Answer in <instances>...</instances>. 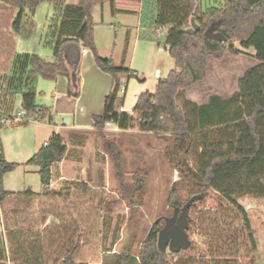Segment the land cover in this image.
<instances>
[{
  "label": "trees",
  "instance_id": "obj_1",
  "mask_svg": "<svg viewBox=\"0 0 264 264\" xmlns=\"http://www.w3.org/2000/svg\"><path fill=\"white\" fill-rule=\"evenodd\" d=\"M59 1L0 0V75L12 73L0 77V93H6L8 97L11 92L25 87L27 91L22 95L25 116L40 119L48 108L36 102L35 78L55 80L59 74H65L72 83L71 69L65 59L66 48L75 44L90 49L98 66L111 74L114 82L106 96L103 114L93 117L96 128L101 131L107 121L113 120L122 129L138 125L142 131L170 135L175 145L168 153L172 165L183 176L198 181L199 192L214 190L238 210L255 247L248 213L238 200L245 196H264V0H224L222 5L209 10H202L196 0H153L156 10L153 22L157 29L166 27L162 30L163 42L175 59V68L166 78L159 79L154 92L147 91L138 96L132 113L121 111L118 106L119 75L129 69L116 65L111 57L100 55L94 40V6L106 1L114 5L116 0H80L61 5L58 10L60 21L52 26L53 61L37 54L15 55V34L23 28L26 10H33L43 2ZM192 17L199 26L195 32L188 31L192 27ZM154 33L157 31H151ZM236 41L243 48L254 47V57L260 61L240 79L238 91L228 98L211 95L203 104L185 99L180 105L177 102L179 94L205 78L209 58L221 61L227 54H241L235 47ZM79 68L80 54L75 68L77 80ZM103 146L114 163L121 195L129 206H137V195L145 186L144 169H139L133 183L127 184L123 152L106 138ZM67 149L64 138L55 134L28 161L40 166L45 187L51 182L52 164L61 160ZM16 165L0 151V205L9 195L4 189V175ZM170 198L176 207L181 205L178 181L172 187ZM162 228L150 230L139 257L121 250L105 255L102 264H172L190 246L171 254L161 251L157 243ZM3 245L0 232V264H7ZM59 264L78 263L68 256Z\"/></svg>",
  "mask_w": 264,
  "mask_h": 264
},
{
  "label": "rangeland",
  "instance_id": "obj_2",
  "mask_svg": "<svg viewBox=\"0 0 264 264\" xmlns=\"http://www.w3.org/2000/svg\"><path fill=\"white\" fill-rule=\"evenodd\" d=\"M196 1L202 10H209L224 3V0ZM41 4H43L40 6L41 15L39 13L37 18L46 16L48 11L49 3ZM151 12L154 16L156 15V11ZM149 15L150 13L146 17L151 24L150 30L157 31V34L154 33L153 38L147 41L141 40V42L135 43L137 31L135 26L131 28L132 36H128V39L123 36L116 37L111 33L105 35L103 31H100L95 37L94 32V40L100 55L112 57L116 65L130 66L129 64L132 62V68L137 73L128 81L126 73L119 75L121 79L118 106H123L126 110H133L137 102L136 94L155 91L159 81L158 70H161L162 77L160 79H162L166 78L170 70L175 68V59L170 56L168 48L163 42V31L157 29L153 22L154 16L151 21ZM41 30L42 24L35 29L36 32ZM159 46L164 47V50L160 51ZM235 47L241 51L238 56L227 54L221 61L209 58L203 81L190 86L179 94L177 102L182 105L184 100L188 99L203 104L209 101L211 95L216 94L228 98L238 91L240 79L260 61L254 57L256 53L254 47L243 48L239 41L235 42ZM45 49L46 52L48 51L47 54H50L49 56L53 55L51 46H45ZM21 50L20 47L19 51ZM7 75L11 76L12 73ZM3 76L5 77L6 74L0 75L2 78ZM38 79L37 100L41 103L45 100L43 95L50 97V88L53 83L41 76H38ZM83 79L80 63L79 80L76 77L77 84L80 86L81 95L84 94V102L97 113L102 110L104 92L98 90V82L95 83L93 76L86 77L85 83H83ZM110 82L113 87V77ZM99 83L105 84L106 81L99 77ZM123 87H127L126 93L121 90ZM41 89L43 90L42 94L39 92ZM123 95L125 98L122 105ZM16 100L15 93L10 97H6V93H0V105L4 107L10 103L12 105L10 112L12 113L18 112ZM5 101L8 103L6 104ZM91 119V114L84 118L85 121ZM43 122L42 120L38 124ZM57 122L62 124L64 121L62 118H58ZM37 126L34 123L28 126L27 130L30 135L34 134V127ZM101 131H103L104 137L97 136L98 140L96 137L95 139L96 145L98 144L100 149L105 152L103 154L106 164L104 168L105 187L99 190L96 195L89 193L87 196L86 194V201H79L78 198H75L76 200L71 202L70 207L73 205L75 209L82 208L81 214L78 215V218H74L71 231L59 233L54 245H62V247L79 245V240L83 237L88 241L86 245L89 247L90 253L97 256L99 245L105 250L114 239L118 240L115 249L117 252L127 250L139 257L142 244L150 230L162 228L166 223V218L172 217L174 214L176 205L170 201V195L174 183L178 181L181 205L177 207L182 212L186 203L190 204L189 227L187 229L190 249L176 257L172 264H264V196H245L238 200L248 213L255 240L254 247L239 211L214 190L199 192L196 186L198 181L183 176L172 165L168 153L175 149V145L170 135L142 131L138 125L127 131L114 130V125L105 126ZM104 138L116 143L123 152L126 172L124 180L127 184H132L134 174L139 169H144L142 175H144L145 186L143 191L137 195L139 204L135 207L129 206L121 195L114 163L103 146ZM84 158L88 163L95 161L93 155H86ZM191 163L194 165L193 159ZM77 187L75 195L80 196L85 190L81 189L80 183ZM48 192L51 193L49 195H54L56 191L48 188ZM191 198L194 200L190 201ZM9 204L13 210H5L4 218L0 221L2 225L4 226V223L6 224L9 219L14 225L30 230L34 229V225L38 224L40 219L44 218V213L50 209H63V203L59 200L58 202L55 199L51 200L50 196L27 197L21 198L19 201L10 200ZM40 215H42L41 218ZM41 220L44 221V219ZM15 238L18 240L20 237ZM23 239L26 240L21 238L20 241L18 240V244L33 247L35 238L32 235H25ZM44 245L47 248V254L51 255L52 248L47 238ZM166 252L171 254L170 250ZM105 255L107 254L104 253L102 257L100 255L99 260L103 261ZM89 259L97 260L98 256H91Z\"/></svg>",
  "mask_w": 264,
  "mask_h": 264
},
{
  "label": "crops",
  "instance_id": "obj_3",
  "mask_svg": "<svg viewBox=\"0 0 264 264\" xmlns=\"http://www.w3.org/2000/svg\"><path fill=\"white\" fill-rule=\"evenodd\" d=\"M79 1L60 0L59 2H48L47 14L42 18H37V15L41 12L40 6L43 4L33 10L27 9L23 28L20 33L15 34V55L23 53L37 54L42 58L45 57L44 59L47 61H53L54 54L49 56L50 54H47L48 51L46 52L45 46H51L53 52L54 35L52 31L54 25L60 21L58 10L63 4H75ZM153 5V0H116L114 5L110 1L96 4L92 12L95 37L100 31H103L105 35L111 33L116 37L123 36L128 39V36H132L131 28L135 26L137 28L135 43L152 39L153 34H151V27H149L151 24L147 21L146 15L150 13V19L154 16L151 12L156 11ZM41 24L42 30L36 32L35 29ZM159 29L163 30L166 27H160ZM71 46L72 44L66 48L65 59L71 69L72 83L67 75L59 74L55 80H51L53 85L51 88L49 86L51 89L50 97L43 95L45 100L41 103L36 98L37 104L48 108L46 115L38 120L14 122L0 128L1 150L8 161L17 163L13 170L4 175V189L9 192V195L0 205V221L4 218L5 210L10 211L8 209L13 208L9 207L10 200L19 201L21 198L27 197L50 196L51 200L55 199L57 202L58 200L62 202V208L64 209H50L44 213V218H41L42 215H40L39 217L44 221L40 219V222L35 224L32 230L22 229V227L11 223L9 219L6 224L4 223V226L0 222V232L4 242L3 248L7 264H59L68 256H72L78 264H102V260H99L100 255L102 257L104 253L117 252L115 249L118 240L114 239L111 240L110 245L105 250L99 245L97 260L89 259L91 256H97L90 253V249L86 245L88 241L83 237L80 238L79 245H65V247L54 245L60 235L59 233L71 231L74 218H78V215L81 214L82 208H79V204L77 205L79 209H75L73 205L70 207L71 202H74L75 198H78L79 201H86V194L87 196L89 193L96 195L106 184L104 175L106 164L103 157L105 152L100 149L98 144L96 145L97 136L102 137L104 135L103 131L96 128L93 117L94 115H102L104 112L106 96L112 89L110 84L112 77L98 66L90 49L78 45L79 52L76 54ZM20 47L21 51H19ZM159 50L163 51L164 47L159 46ZM79 54L81 72L84 77L83 83H85L86 77L93 76L95 83L98 82V90L104 92L105 95L102 110L97 113L89 104L84 102V94L81 95L80 86L76 81L75 68L79 60ZM129 65H121L129 69V72L126 73L127 81L137 74L132 68V62ZM159 71L158 77L160 79L162 76L161 70ZM1 74H11V71ZM99 77L105 79L106 83L100 84ZM38 84L39 79L37 76L34 80V88L37 93ZM126 88L123 87L121 90L126 93ZM25 91L27 89L23 87L20 91L15 92L17 111L23 109L22 95ZM39 92L42 94L43 90L41 89ZM12 94L14 93L11 92L8 97ZM139 95L136 94L137 99ZM124 98L125 95H123L122 105ZM5 103L8 102L5 101ZM11 106L10 103L4 107L0 105V113L12 111ZM119 109L129 113L133 112V110H126L123 106H119ZM89 114L92 115V119L85 121L84 118ZM58 118H62L64 122L62 124L58 123ZM42 120L44 122L38 124ZM32 123L38 126L34 127V134L30 135L27 128ZM129 129L120 128L119 131ZM55 134H59L64 138L68 149L61 160L52 164L51 182L48 187H45L39 173L40 166L29 164L28 161L41 147L47 145ZM86 155H93L95 161L88 163L84 158ZM78 183H80L81 189L85 190L80 196L75 195ZM48 188L56 191L54 195H49L51 193L48 192ZM25 235H32L35 238L33 247L18 244V240L20 241L21 238L26 240L23 239ZM15 237L20 238L17 240ZM46 238L52 248L51 255L47 254V248L44 245Z\"/></svg>",
  "mask_w": 264,
  "mask_h": 264
},
{
  "label": "water",
  "instance_id": "obj_4",
  "mask_svg": "<svg viewBox=\"0 0 264 264\" xmlns=\"http://www.w3.org/2000/svg\"><path fill=\"white\" fill-rule=\"evenodd\" d=\"M191 22L192 27H190L188 31L195 32L199 28L195 21V17H192ZM71 47L76 54L79 52L77 45L72 44ZM159 73L160 71L158 70L157 75H159ZM189 207L190 204L188 203L182 209L180 215V208L176 207L172 217L166 218V223L158 234L157 244L161 251L166 252L167 250H170L171 252H180L182 249H187L190 246L187 240V229L189 227Z\"/></svg>",
  "mask_w": 264,
  "mask_h": 264
},
{
  "label": "built area",
  "instance_id": "obj_5",
  "mask_svg": "<svg viewBox=\"0 0 264 264\" xmlns=\"http://www.w3.org/2000/svg\"><path fill=\"white\" fill-rule=\"evenodd\" d=\"M26 111L24 109L18 110L16 113L12 112H4L0 113V128L9 125L14 122H21V121H28V120H38L36 118H26ZM114 125V130H119V124L118 122H115L113 120L107 121L106 126H112Z\"/></svg>",
  "mask_w": 264,
  "mask_h": 264
},
{
  "label": "flooded vegetation",
  "instance_id": "obj_6",
  "mask_svg": "<svg viewBox=\"0 0 264 264\" xmlns=\"http://www.w3.org/2000/svg\"><path fill=\"white\" fill-rule=\"evenodd\" d=\"M181 214V212L179 213V215Z\"/></svg>",
  "mask_w": 264,
  "mask_h": 264
}]
</instances>
